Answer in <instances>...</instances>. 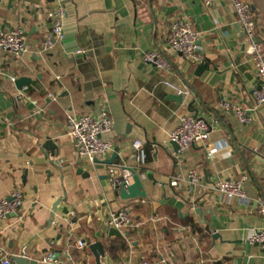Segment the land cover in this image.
<instances>
[{"label":"crops","instance_id":"0c3cea01","mask_svg":"<svg viewBox=\"0 0 264 264\" xmlns=\"http://www.w3.org/2000/svg\"><path fill=\"white\" fill-rule=\"evenodd\" d=\"M246 1L257 19V41L264 46L260 29L264 0ZM71 3L81 53L87 55L77 62L66 58L62 42L54 51L38 52L52 31L48 10L60 5L59 0H0V33L22 28L33 47L22 61L0 54V198L16 189L25 196L17 216L0 219V239L11 258L24 251L25 257L39 262L48 253H59L56 264H97L91 245L102 243L108 255L107 246L121 239L128 251L115 264H140L143 258L149 264H236L243 250L256 258L255 264H264L263 249L247 243L253 229L264 228V216L257 212L258 201L264 200V104H255L259 81L229 0L210 6L203 0ZM179 17L188 19L199 33V53L210 61L201 77L195 75L200 64L165 46L167 27ZM155 49L163 51L172 70L144 62V55ZM12 77L30 78L32 85L20 92ZM164 82L187 85L191 97L185 104L172 100L176 94ZM223 101L248 110L251 123L242 124L221 109ZM103 106L114 123L112 133L103 139L119 148L115 164L139 174L147 198L121 199L106 178L109 166L96 170L75 150L67 115L96 116ZM196 111L211 126L210 140L177 155L168 145L169 135L183 116ZM135 139L147 151L143 168L133 160ZM209 148L218 150L213 159L207 156ZM80 168L90 177L79 175ZM193 168L200 170L203 181L187 196L188 172ZM244 175L249 177L244 183L246 201L219 197L214 188L218 180H240ZM59 198L63 199L50 227L52 207ZM173 200L185 202L183 217L171 205ZM124 207H130L135 220L146 223L122 231L120 238L110 237L105 220ZM194 208L201 210V217ZM208 224L220 239L213 240ZM78 240L87 244L84 250L76 247Z\"/></svg>","mask_w":264,"mask_h":264},{"label":"built area","instance_id":"2783aa9c","mask_svg":"<svg viewBox=\"0 0 264 264\" xmlns=\"http://www.w3.org/2000/svg\"><path fill=\"white\" fill-rule=\"evenodd\" d=\"M221 0H203L205 6H210ZM239 23L242 26L245 40L247 43V54L252 61L254 67V75L259 82H262L261 88L254 92L256 106L264 104V46L257 41L258 23L250 2L246 0H229ZM66 14L65 8L60 4L54 8H50L47 18L52 23V31L47 35L41 43L38 52L48 53L59 48V42L63 40V25ZM261 32L264 40V20L261 23ZM200 35L193 30L191 23L184 17L175 18L170 21L165 33V46L180 55L186 61L199 65L204 59L199 53ZM33 52V47L29 43L26 31L22 28H14L0 33V54L5 53L16 60L22 61L23 58ZM144 62L154 66L160 70L170 71L172 65L165 57L160 49H155L144 55ZM58 80L61 78L58 77ZM16 77H12L11 81L16 82ZM176 95L183 96L185 104L192 91L185 85L183 87L176 86L170 82H164ZM219 107L228 111L242 123L248 125L252 118L248 110L241 105L232 101H223ZM42 111V110H40ZM67 123L69 127V135L73 140V144L78 156L89 166H94L95 159L108 158L114 153L115 146L112 141L104 140L103 136L112 133L114 128L113 120L109 110L103 106L99 113L94 115L75 116L67 115ZM211 137V126L208 121L202 117H194L191 114L183 116L178 127L171 132L168 138V145L172 143L178 145L177 155L186 153L194 146H205ZM133 150V160L138 168L147 165V151L144 143L135 139L131 144ZM216 148H209L207 156L213 159L217 153ZM108 179L110 185L117 191H127L133 183V173L123 164H114L109 166ZM249 177L244 175L240 180H224L220 179L214 184L215 191L219 197L227 200L246 201L247 196L244 190V183ZM189 188L187 196L197 188L203 181V175L197 168L190 169L188 172ZM177 184L176 182L174 183ZM24 192L21 189L14 190L9 197L0 198V219L7 220L11 216H17L24 207ZM144 203V201H142ZM195 210V208H194ZM257 212L264 216V200L258 201ZM145 220H135L133 218L130 207H124L116 212H112L105 220V226L108 232L112 229L122 232L129 228L140 229L145 225ZM247 243L258 245L264 250V228L253 229L247 238ZM76 247L84 250L87 244L78 240ZM25 256L23 251L21 255ZM0 262L2 264L11 263V255L0 239ZM57 259L53 253L46 254L38 264H56ZM140 264H149L144 258Z\"/></svg>","mask_w":264,"mask_h":264},{"label":"water","instance_id":"95a60500","mask_svg":"<svg viewBox=\"0 0 264 264\" xmlns=\"http://www.w3.org/2000/svg\"><path fill=\"white\" fill-rule=\"evenodd\" d=\"M53 1H55V0H53ZM59 1H60L61 5L66 10L64 25H63V40L61 41L63 46H64L65 56H66V58L71 57L75 60V62H77L79 59H85L87 55H86V53H81L82 42L80 39L81 35H79L80 33H79L77 26H76V23H75L76 22L75 21L76 16L74 14L75 10L73 8L71 0H59ZM75 53H79V54H77V56H74ZM209 67H210V61L209 60L203 61L197 67L195 75L197 77H201L205 71L209 70ZM15 84H16L17 89L20 92H22L24 87H28V86L32 85V80L30 78H27V77H22V78H19L18 80H16ZM261 84H262V82H259L257 89L261 88ZM170 97L172 100H174L180 104L183 103V96H181V95H171ZM193 104L194 103H191L189 105V107H191ZM197 116H198V113L196 111V114L194 115V117H197ZM47 145L50 146V148L48 147L50 149V151L52 153H54L55 148H53V146H51L52 143L50 142ZM172 145H173L174 150L176 152H178V150H179L178 145L175 143H172ZM118 159H119V148H115L114 153L112 154V156L109 159H107L105 161L95 159V161H94L95 164L93 167L96 170H101V169H104L106 166L114 165ZM80 164H82V163H80ZM127 169L133 173V183L127 191H125V190L120 191L121 199H123V200H135V199H139V198H147L148 194L145 190L143 181H142L141 177L139 176V174L133 168H127ZM78 174L82 175L84 178H89L91 175L90 172L85 171L83 168H80L78 170ZM147 176L150 180H152L154 185L157 184V181L155 180L152 173H148ZM106 178H108V176H106ZM62 199L63 198H59L52 207L51 218L48 222V225L50 227L52 226V224L55 221L56 213L58 211V207L60 206V204L62 202ZM188 202H190V200H188ZM171 205L174 206L176 209H178L180 211V216L183 217L181 210L184 207L185 202L173 200ZM194 211L200 217L202 216L201 215L202 212L200 209L195 208ZM63 213L66 215L69 214L68 208H64ZM184 216L186 217L188 215L185 214ZM76 221L77 220L75 219L74 223ZM208 226H209L210 230L212 231L213 240L216 241V240L220 239L221 236L217 233L216 230L213 229V226L211 224H208ZM108 234L110 237H118V238L122 237L121 232L114 230V229L110 230L108 232ZM243 246H245V245H243ZM91 249L94 253L97 264H115L112 257L110 255L106 254L104 246L102 243H95V244L91 245ZM244 249H245V247H244ZM263 253H264V250H263ZM59 256H60V254L57 253L55 255V258L57 259V258H59ZM102 259L104 261H102ZM235 263L236 264H255L256 258H249V256L246 255L245 250H243L242 256L238 257L236 259ZM10 264H38V262L35 260H31L25 256H13L11 258Z\"/></svg>","mask_w":264,"mask_h":264},{"label":"trees","instance_id":"16d2710c","mask_svg":"<svg viewBox=\"0 0 264 264\" xmlns=\"http://www.w3.org/2000/svg\"><path fill=\"white\" fill-rule=\"evenodd\" d=\"M126 251H128V246L121 239L116 240L107 246V252L109 253L108 255H110L113 260L118 258L122 252Z\"/></svg>","mask_w":264,"mask_h":264}]
</instances>
